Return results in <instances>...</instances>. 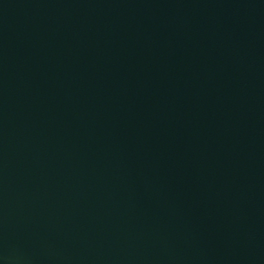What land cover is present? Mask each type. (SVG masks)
I'll return each instance as SVG.
<instances>
[{"label":"water","instance_id":"1","mask_svg":"<svg viewBox=\"0 0 264 264\" xmlns=\"http://www.w3.org/2000/svg\"><path fill=\"white\" fill-rule=\"evenodd\" d=\"M0 264H264V0H0Z\"/></svg>","mask_w":264,"mask_h":264}]
</instances>
